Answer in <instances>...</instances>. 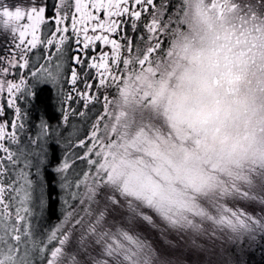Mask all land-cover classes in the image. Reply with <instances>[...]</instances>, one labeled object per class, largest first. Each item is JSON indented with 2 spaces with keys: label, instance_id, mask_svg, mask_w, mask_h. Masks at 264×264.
Wrapping results in <instances>:
<instances>
[{
  "label": "snow or ice",
  "instance_id": "obj_1",
  "mask_svg": "<svg viewBox=\"0 0 264 264\" xmlns=\"http://www.w3.org/2000/svg\"><path fill=\"white\" fill-rule=\"evenodd\" d=\"M229 35L264 37V0H0V264L264 251V60L250 83ZM133 73L155 77L134 98ZM239 110L254 114L242 135Z\"/></svg>",
  "mask_w": 264,
  "mask_h": 264
},
{
  "label": "flooded vegetation",
  "instance_id": "obj_2",
  "mask_svg": "<svg viewBox=\"0 0 264 264\" xmlns=\"http://www.w3.org/2000/svg\"><path fill=\"white\" fill-rule=\"evenodd\" d=\"M223 45L222 51L224 52V58L231 63L233 60L239 63H246L249 65V73L248 80L251 83L253 81L254 76L257 75L254 65H259L262 60H264V56H262V52H264V37L253 39L252 37H235V36H226L223 37ZM148 76L149 80L155 81V77L151 74L146 73H133L129 77V82L127 84V89L129 90L131 97L134 98L138 91L144 90L146 81L144 79L145 76ZM172 80V85L177 83L176 80ZM45 92L47 94V102L48 107L45 105L43 101H41L40 97L42 93ZM115 111L117 113H122L124 109V101L122 99H117L115 102ZM35 105L42 109L46 117L53 124L57 122L60 117V111L56 104L54 95L51 91L41 90L39 91L37 98L35 100ZM44 105L46 108L41 107ZM38 111H33V118L38 119L39 117ZM254 119V114L251 111L239 110L235 113V132L238 135H242L249 122Z\"/></svg>",
  "mask_w": 264,
  "mask_h": 264
},
{
  "label": "rangeland",
  "instance_id": "obj_3",
  "mask_svg": "<svg viewBox=\"0 0 264 264\" xmlns=\"http://www.w3.org/2000/svg\"><path fill=\"white\" fill-rule=\"evenodd\" d=\"M171 79H174V78H170L169 79V83H170V85H172V80ZM175 80V79H174ZM176 84L177 83H174L173 84V86H174V88L176 87ZM131 108L132 107V102H131V99H130V101H129V103L126 105L125 103H124V109H123V111L125 110V108ZM123 113V112H122ZM56 123V122H55ZM123 175L122 176H124V173L127 175V176H129L128 174H127V172L129 171V169L127 168V167H125V168H123ZM132 169H131V173H132ZM135 180H133L136 184L142 179V177H135L134 178ZM130 183V182H129ZM135 183H130V184H135ZM175 188H177V185H175ZM250 254H252V256H253V258H251V256L249 255V261H250V264H253V263H255V262H264V251H262V250H260V249H255L252 253H250Z\"/></svg>",
  "mask_w": 264,
  "mask_h": 264
},
{
  "label": "trees",
  "instance_id": "obj_4",
  "mask_svg": "<svg viewBox=\"0 0 264 264\" xmlns=\"http://www.w3.org/2000/svg\"><path fill=\"white\" fill-rule=\"evenodd\" d=\"M172 88H174L173 85H171ZM41 101H43L45 103V105L47 106L48 105V102H47V94L45 92L42 93L41 97H40ZM41 107L43 108H46L44 105H42ZM48 107V106H47ZM129 169V171L127 172V174L129 176H127L125 173H124V176H122V179L126 180L127 182H130V183H135L133 180H135L134 178L135 177H141L139 173L135 172V171H132L131 173V168L127 167ZM136 184V183H135ZM177 185V190H180V191H183V184L181 183H178L176 184ZM251 258H253L252 254H250ZM253 264H264V262H255Z\"/></svg>",
  "mask_w": 264,
  "mask_h": 264
}]
</instances>
